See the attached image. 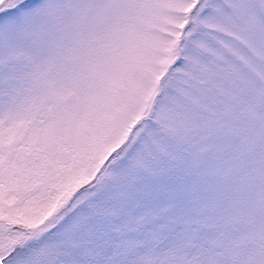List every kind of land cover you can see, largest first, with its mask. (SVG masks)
Listing matches in <instances>:
<instances>
[{"label": "snow or ice", "instance_id": "1", "mask_svg": "<svg viewBox=\"0 0 264 264\" xmlns=\"http://www.w3.org/2000/svg\"><path fill=\"white\" fill-rule=\"evenodd\" d=\"M0 264H264V0H0Z\"/></svg>", "mask_w": 264, "mask_h": 264}]
</instances>
